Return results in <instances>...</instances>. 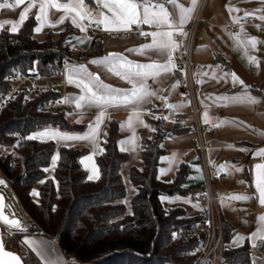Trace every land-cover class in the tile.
Returning <instances> with one entry per match:
<instances>
[{"label":"trees","instance_id":"1","mask_svg":"<svg viewBox=\"0 0 264 264\" xmlns=\"http://www.w3.org/2000/svg\"><path fill=\"white\" fill-rule=\"evenodd\" d=\"M35 25V16L29 15L18 33L10 34L6 28L0 31V94L11 88L13 82L9 76L12 74L56 78L58 75L54 70H62L70 50L66 37L72 28L66 25L57 39L48 32L46 38L39 41L34 36ZM101 54V41H94L89 55L96 57ZM33 67L36 71H29ZM249 88L264 98L261 86ZM61 95L60 91L48 90L24 101V95L20 94L8 103L0 112V141L12 144L16 141L13 134L19 133L23 138L47 125L69 130L80 128V125L69 122L66 110H42L41 105L45 101ZM150 121L156 131L151 139H143L141 153L144 165L142 168L132 166L130 171L131 181L137 189L131 198L132 214H128L126 204L118 203L127 196L121 165L127 160L128 152L120 150V123L117 119L110 121L103 154L97 157L101 171L99 180H88L81 166L80 158L88 151L87 148L58 146L51 140L21 139L19 150L24 156L25 171L10 172L7 164L2 166L14 178V188L35 220L32 227L36 233L56 238L67 256L74 255L83 264H191L195 255L190 251L197 244V237L185 241L172 236L176 229L196 224L200 214L189 215L180 205L172 206L167 212V206L161 200L162 195L189 193L185 185L188 165L181 162L170 180L159 177L160 160L167 153L164 139L189 127L172 124L167 129L164 119ZM56 151H59L60 158L54 174L49 176L44 169L51 165ZM35 186H38L39 200L31 195ZM38 227L41 230H37ZM223 227L227 244L235 229L226 220ZM20 236L21 233L8 236L9 247L17 252L24 264H41L19 243ZM224 254L231 264H255L247 241L239 247L227 248L226 245Z\"/></svg>","mask_w":264,"mask_h":264},{"label":"crops","instance_id":"2","mask_svg":"<svg viewBox=\"0 0 264 264\" xmlns=\"http://www.w3.org/2000/svg\"><path fill=\"white\" fill-rule=\"evenodd\" d=\"M0 2H5V0H0ZM7 2L14 3V0H7ZM59 2L66 3L67 0H59ZM152 2L158 3L162 2V0H152ZM30 3H32L31 0H24L22 4L17 5L14 9H0V23L4 21L19 23V17L21 14H24L26 8H29ZM177 3L182 4L185 8L191 6V0H177ZM85 4L93 11L99 10L103 11L105 14H110L108 13V9L103 8L102 5H97L95 0H85ZM166 7L174 16L178 15L179 9H174L172 5H166ZM261 8H264V3H261V0H210L203 13V20L196 31L192 47V69L198 87L197 97L201 108L200 120L201 123H205V120H207V123L212 124L215 128L213 133L204 135L205 141L208 143L205 156L212 161L218 160L220 165L224 166L221 168L225 171V176L215 183V192L219 197L222 220L228 221L235 229V234L230 240L231 245L236 235L239 234L246 237L242 244L247 241L251 246V234L260 229H264V221L260 220V217L264 216V205L259 202L256 188V177L260 170L255 168L257 164H264V156L255 155L256 152L264 149V98L261 94L252 91L250 88L248 89L249 94L256 97L259 101L256 104L221 101L216 98L224 95L233 96L244 91L243 87L240 85L233 87L230 80L225 83L224 80L219 79L224 72H234L246 85L261 86L262 89H264V43H257L255 48H251L245 43V41L251 37H256L258 41H264V21L259 19L261 13L253 11ZM229 9H239V11L230 12ZM194 12L192 13V18ZM245 12H253L251 16L257 17L261 23L259 25L241 23L242 19L247 18L244 15ZM38 13L39 0H36V6L30 8L26 16H36ZM62 15H64L63 11L49 9L48 20L52 24H56V21ZM192 18L184 25V31L187 33V35H182L184 40L188 38L187 30ZM234 18L241 19L237 22ZM85 21L82 23L84 24ZM66 25H70L72 28V32L66 37V42L70 47L72 45L78 46L80 50L86 54V57L77 65H86L89 72L98 75L100 80L114 88L127 89L132 86L127 80L121 79L119 76L115 75L113 71H110L109 66L93 64L90 63V61L108 56L109 54H120L126 57L127 60L139 64L150 63L152 61L164 63L167 59L151 50L147 51L144 55L129 51V49L139 48L142 44L150 43L151 37L142 39L138 35H104L94 38L92 34L93 31L92 33L88 29L86 32L81 31L71 24L70 19H66L63 24H56L55 27L45 26L42 31L35 32L34 36L37 40L43 41L47 33L52 32L54 38L57 39L60 37ZM37 26L38 22L36 21L35 27ZM132 27L148 32L156 30L154 26L146 24H141L139 26L132 25ZM5 28L10 30L11 24H5L3 29ZM98 29L104 31L102 26ZM123 29L125 28L120 30ZM179 36L180 35L177 34L174 37L178 44H180L181 41ZM75 37L84 39L85 43L80 44L74 39ZM87 37H91V39L88 40ZM94 41H101L102 43L103 54L100 56L93 57L89 55ZM72 55L77 56V53H72ZM248 56H255L259 61V65L254 63L255 67L252 68L248 61ZM217 65L220 66L219 69H217ZM73 66L76 65L68 66L64 70L63 75L67 82L65 97H75L82 94L81 89L74 83H68V69ZM213 76H215V78H213ZM147 84L149 90L155 91L156 95L149 98L150 102L140 105L139 110L142 113L143 121L150 125L151 128H155L150 119H155L156 116L168 117L171 108L183 109L184 101L179 97L177 88L178 81L171 70L161 71L159 75L155 77L150 76L147 80ZM168 105H174L175 107H168ZM82 111L83 115L81 116V110L76 109L74 103H68V108L66 109L67 119L73 125H80V128L74 130L61 129V131L69 133L80 132L82 134L88 131L89 124L95 120L100 109L85 106ZM131 111L132 106H110L106 109V115L110 117V119H105L104 123L100 125L99 136L97 137L99 148H104L108 136L109 123L114 118L120 123L119 142L133 136L132 129L126 128L125 130H121V123L128 120ZM77 120H81L82 122L77 123ZM167 122L169 123L168 126L166 124ZM183 125V127L189 128L185 131L171 134L163 141L167 153L160 160L159 177L162 180L172 179L180 163L186 162L188 165V174L185 185L189 188V193L187 195H162L161 197L167 198L162 201L164 205L171 207L180 205L185 208L189 215H197L201 211V203L197 199L196 194L205 180L203 156L195 140L197 134L194 118L188 115ZM172 126V123L166 119L165 128L170 129ZM39 131H41V129ZM153 134L154 132H152L150 128L142 126L135 127V136L139 137V139L135 141L137 147L133 151L131 150L133 147L131 143L123 145V147L130 149L127 151V160L121 165V173L127 187V196L124 200L129 202L126 204L128 210L129 208L131 209V198L137 191L131 181L130 171L132 166H137L139 168L143 167L144 162L141 153L143 139L145 137H152ZM67 143L71 146L87 148L88 151L80 158L81 166L86 172L87 177L92 174L94 168L99 169V174L101 176L97 161L99 154L93 153L92 143L88 141H68ZM61 145H63V142L58 146ZM119 145L122 147L120 143ZM88 157H91V159H88ZM167 158L174 159L170 160ZM54 167L55 166H53L51 162V165L47 168L49 169V171H47L49 176L54 174ZM169 168H171L170 171H166V174H161V170H168ZM236 168H241L243 170L236 171ZM238 181H242L249 185L251 190H241L238 186ZM34 188L35 192L38 193V186ZM236 194L252 198L248 200L228 199ZM177 197L180 199H175ZM34 198L39 200V195L34 196ZM222 200L224 201L223 204ZM196 204H199V207H195L194 205ZM22 237L23 239L33 238L37 241H47L50 245L48 255L53 261H58L59 264H71L67 256L63 255L64 251L60 247L57 239L52 237L48 238L38 233H26ZM231 245L228 247H232ZM7 248H9V251L17 254L9 245H7ZM28 250L41 264H44L31 249ZM251 250L254 263L264 264V247L258 246L257 248H252L251 246Z\"/></svg>","mask_w":264,"mask_h":264},{"label":"snow or ice","instance_id":"3","mask_svg":"<svg viewBox=\"0 0 264 264\" xmlns=\"http://www.w3.org/2000/svg\"><path fill=\"white\" fill-rule=\"evenodd\" d=\"M24 0H14V3H9L7 0L5 2H0V9H14L17 5H20ZM97 5H102L103 8L108 9V13L105 14L103 11H93L88 8L85 4V0H67L66 3H60L59 0H39V13L35 16V20L38 22V26L34 28L35 32H40L45 26L55 27L56 24H63L66 19L71 20V24L79 28L81 31H87L88 27L95 24L96 27H101L104 31H118L122 28L131 29L132 25L146 24L154 26L156 30L151 32H141L143 36H150L151 42L142 44L139 48L129 49V51H134L140 55H144L147 51H154L156 54L162 57H166L164 63H159L157 61H152L150 63L139 64L134 61L127 60L120 54H109L105 57H100L90 61L93 64L107 65L109 70L113 71L115 75L119 76L121 79L127 80V82L132 86L127 89L114 88L111 85L105 84L100 80L98 75H95L87 70L86 65H76L68 69V83L75 84L81 89V95L79 96H68L64 97L58 103H74L76 109L81 110L80 115H83V109L85 106L92 108H98L100 111L96 116L95 120L89 124L88 131L83 134L80 133H69L61 132L59 129H53L47 127L42 131H38L23 137L22 140L33 141L38 140L40 142H47L48 140L55 141L57 145L63 142L64 147H70L68 141H88L93 144L94 154H103V149L99 148V142L97 137L99 136L100 125L104 123L105 119H110L106 115V109L108 107H118V106H132V111L128 117V120L121 123V130L132 129L133 136L127 140L120 141L122 145L121 151H129L127 147L123 145L131 143L133 145L131 150H135L137 147L135 141L139 137L135 136V127H145L150 128L152 132H155V128H151L150 125L146 124L142 119V113L139 110V106L150 102V97L156 95L155 91L149 90L147 80L148 78L155 77L159 75L161 71H169L171 67H175L173 62V53L180 48L175 40V36L187 35L184 31V25L187 21L192 18V13L195 11L197 0H191V6L185 8L182 4H178L177 0H162V2L153 3L152 0H95ZM264 3V0H261ZM166 5H172L174 9H179L178 15L174 16L172 12L168 10ZM36 6V0H32L29 4V8L24 10V14L19 17V23L12 21H4L0 23V30H3L5 24H11L10 34L18 33L24 21L26 20L27 12L30 8ZM49 9H55L57 11H63L64 15L56 21V24H52L48 20ZM229 11H239V9H229ZM254 12H259L261 15L259 19L264 21V8L255 9ZM253 12H245V17L251 16ZM237 22L241 18H234ZM87 20L89 23L85 26L82 22ZM80 44H84L85 40L79 37H75ZM88 40L91 37H87ZM70 43V41H69ZM245 43L251 47L255 48L257 43H264V41H258L256 37H251L245 41ZM75 47V45H72ZM249 63H256L259 65V61L255 56H248ZM38 63V62H36ZM217 69L220 68L219 65L216 66ZM121 69V70H118ZM13 71H16L15 69ZM31 72H35L36 69L33 67L29 69ZM206 75V73H205ZM215 78V76H213ZM6 79H9L6 77ZM225 81V83L231 82L233 87L240 85L243 87L244 91L233 96H220L217 100L230 101V102H248L251 104H256L259 101L256 97L249 94L248 89L250 86L246 85L245 82L240 79L234 72H224L219 78ZM168 107H175L174 105H168ZM71 115V114H69ZM206 115V114H205ZM155 119H167V117L156 116ZM77 123H81V120H77ZM208 121L205 120V123ZM18 135V134H13ZM151 139V137H149ZM21 143V140H17V145ZM163 147V145H160ZM247 151V150H244ZM13 155H15L13 153ZM255 155L264 156V149L259 150ZM60 158L59 151L52 156V164L55 166L57 160ZM91 159V157H88ZM174 159V158H167ZM222 168L224 166H221ZM234 167V166H233ZM255 168L260 170L256 177V188L258 191L259 202L264 205V164H257ZM168 170H161V174H166ZM236 171H242L241 168H236ZM45 172L49 169L45 168ZM88 180H99L100 174L99 169L94 168L92 174L87 177ZM44 183V181H40ZM170 182V181H169ZM241 183H243L241 181ZM0 185H6V181L0 178ZM33 196H37L38 193L33 190L31 193ZM252 197L244 195H233L229 197V200H248ZM162 201L167 199L166 197H161ZM175 199H180L179 197ZM188 202V201H186ZM118 203L128 204L127 200L118 201ZM224 201L222 200V204ZM199 207V204L194 205ZM4 207V197L0 194V221H3L8 225V236L14 237L18 232H27V229L23 227L19 219H9L3 213ZM53 211L56 210L53 206ZM128 214H132L129 208ZM261 221H264V216L260 217ZM173 239L177 238V234L173 233ZM246 237L237 234L233 240L231 246L239 247ZM252 241V248H257L258 246L264 247V229H260L253 232L250 237ZM19 243L23 244L26 249H31L37 257L44 262V264H59L58 261H53L48 255V250L50 245L47 241H37L33 238L21 239ZM4 241L3 235H0V251H3ZM196 249L195 251H199ZM194 254V253H193ZM15 261V264H24V261L19 255L14 253H7Z\"/></svg>","mask_w":264,"mask_h":264},{"label":"built area","instance_id":"4","mask_svg":"<svg viewBox=\"0 0 264 264\" xmlns=\"http://www.w3.org/2000/svg\"><path fill=\"white\" fill-rule=\"evenodd\" d=\"M32 1V0H31ZM210 0H198L195 8L193 18L188 28V38L183 39L180 35V48L173 54V62L175 67H171V71L177 78L178 94L184 101V108L177 109L171 108L167 120L172 124H185L188 115L194 118L196 129V143L203 156V165L205 180L201 184L197 191L196 197L201 203L200 219L194 225L182 227L176 229L173 233L177 234V237L182 238L185 241L191 240L193 237H197L198 242L194 249L190 253H194L195 258L191 264H231L225 258V240H224V227L223 220L220 211L219 197L215 192V183L220 181L225 176V171L221 168L218 160H209L206 158V151L208 149V143L205 141L204 135L213 133L214 126L209 123H201V108L198 103L196 84V78L193 74V62H192V47L193 41L196 35V31L199 24L203 20V13L208 6ZM88 21L84 22V25H88ZM244 24L259 25L261 22L255 16H249L241 20ZM91 33L93 31L94 38L102 37L104 35H138L142 39H148L150 36H143L140 30L136 27L131 29H123L118 31L104 32L99 30L95 24L87 28ZM143 32H148L144 30ZM77 53V56L72 55ZM86 54L83 53L78 46H71L69 54L67 55L62 70H54L58 76L56 78H41L36 74L27 75L23 73H15L9 76L13 84L6 92L0 94V112L11 101L17 99L20 94L24 95V101L31 99L36 93L42 91H60L62 95L59 98L45 101L41 108L44 111H60L68 108V103H58L65 97L66 78L64 77V70L71 65L79 64ZM250 66L255 67L254 63ZM16 141L12 144L3 143L0 141V178L6 181V185H0V194L4 197L3 213L9 219H19L27 229L26 233H36V230L32 225L36 224L32 215L25 208L21 198L19 197L16 189L14 188V178L11 177L4 169L2 165L7 164L10 172H16L18 170L24 172V156L19 150L17 140H21L22 136L16 133ZM13 153L15 155H13ZM238 186L243 191H250L251 187L245 183L238 181ZM167 212L171 211V206H167ZM1 230L8 235V225L3 221H0ZM37 230H41L38 227ZM25 233V232H18ZM17 233V234H18ZM16 234V235H17ZM15 235V236H16ZM56 239V238H55ZM200 249L199 251H195ZM69 263L71 264H83L76 256H67Z\"/></svg>","mask_w":264,"mask_h":264},{"label":"flooded vegetation","instance_id":"5","mask_svg":"<svg viewBox=\"0 0 264 264\" xmlns=\"http://www.w3.org/2000/svg\"><path fill=\"white\" fill-rule=\"evenodd\" d=\"M0 235H3V241H4V246H3V251H0V264H12V262H14L15 264V261L13 260V258L11 256H8L7 253H14L12 251H9L7 248V241H8V237L2 233V231L0 230ZM16 254V253H14ZM18 255V254H16ZM22 259V258H21Z\"/></svg>","mask_w":264,"mask_h":264},{"label":"rangeland","instance_id":"6","mask_svg":"<svg viewBox=\"0 0 264 264\" xmlns=\"http://www.w3.org/2000/svg\"><path fill=\"white\" fill-rule=\"evenodd\" d=\"M199 34H200V33H199ZM199 36H200V35H199ZM166 124H167V126L169 125L168 122H167ZM47 127H51V128H53V129H59V130L61 131L60 128H58V127H53V126H51V125L43 126V127L41 128V131L44 130L45 128H47ZM61 132H63V131H61ZM78 133H80V132H78ZM80 134H82V133H80ZM125 198H126V197H125ZM185 207H186V206H185ZM186 208H187V207H186ZM0 230H1V227H0ZM1 231H2L3 234L6 235V233H4L3 230H1ZM24 234H26V233H21L22 236H23ZM38 234H42V233H38ZM42 235H44V234H42ZM6 236H7V235H6ZM22 236H21V237H22ZM45 236H46V235H45ZM46 237H48V236H46ZM48 238H50V237H48ZM22 239H23V237H22ZM230 240H231V239H230ZM230 240H229V241L227 242V244H226L227 247L231 245V244H230ZM63 255H64V256H67V254H65L64 252H63ZM12 264H14V262H12Z\"/></svg>","mask_w":264,"mask_h":264},{"label":"water","instance_id":"7","mask_svg":"<svg viewBox=\"0 0 264 264\" xmlns=\"http://www.w3.org/2000/svg\"><path fill=\"white\" fill-rule=\"evenodd\" d=\"M4 208V207H3ZM5 215V214H4Z\"/></svg>","mask_w":264,"mask_h":264}]
</instances>
